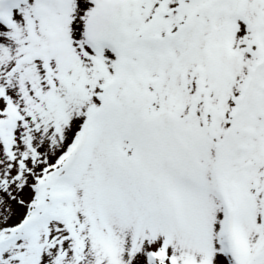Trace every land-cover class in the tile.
I'll return each instance as SVG.
<instances>
[{"label":"snow or ice","instance_id":"1","mask_svg":"<svg viewBox=\"0 0 264 264\" xmlns=\"http://www.w3.org/2000/svg\"><path fill=\"white\" fill-rule=\"evenodd\" d=\"M0 264H264V0H0Z\"/></svg>","mask_w":264,"mask_h":264}]
</instances>
